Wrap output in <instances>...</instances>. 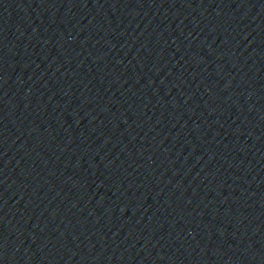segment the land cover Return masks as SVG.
Returning <instances> with one entry per match:
<instances>
[{
    "label": "water",
    "instance_id": "1",
    "mask_svg": "<svg viewBox=\"0 0 264 264\" xmlns=\"http://www.w3.org/2000/svg\"><path fill=\"white\" fill-rule=\"evenodd\" d=\"M0 264H264V0H0Z\"/></svg>",
    "mask_w": 264,
    "mask_h": 264
}]
</instances>
